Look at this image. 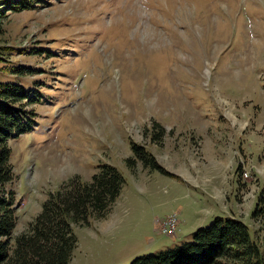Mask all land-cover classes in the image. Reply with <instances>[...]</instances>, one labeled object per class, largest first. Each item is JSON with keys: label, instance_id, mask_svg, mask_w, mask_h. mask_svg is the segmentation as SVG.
<instances>
[{"label": "rangeland", "instance_id": "rangeland-1", "mask_svg": "<svg viewBox=\"0 0 264 264\" xmlns=\"http://www.w3.org/2000/svg\"><path fill=\"white\" fill-rule=\"evenodd\" d=\"M0 31V81L41 93L32 129L8 141L14 233L64 179L106 162L125 183L106 215L73 226L68 264H127L217 214L248 223L264 252V213H252L264 195V0H45L10 10ZM132 143L169 174L130 169ZM172 211L178 229L164 234Z\"/></svg>", "mask_w": 264, "mask_h": 264}, {"label": "trees", "instance_id": "trees-1", "mask_svg": "<svg viewBox=\"0 0 264 264\" xmlns=\"http://www.w3.org/2000/svg\"><path fill=\"white\" fill-rule=\"evenodd\" d=\"M44 1L0 0V30L10 10L33 9ZM3 52L0 45V61L5 60ZM9 66L8 71L15 76L33 72L28 65ZM40 97V91L35 88L0 81V264H68L78 242L73 226L89 225L92 218L106 215L125 183L124 175L106 162L99 164L88 180L68 177L49 191L26 227L14 233L18 205L15 190L7 187L14 177L8 141L32 129L37 117L34 104ZM162 132L163 127L157 123L154 137L159 140ZM131 151L133 155L126 158L130 169L138 160L143 166L169 174L143 145L132 143ZM263 204L264 195L260 193L252 212L255 216L264 213ZM221 263L264 264V252L248 223L217 214L208 225L195 228L191 240L135 255L127 264Z\"/></svg>", "mask_w": 264, "mask_h": 264}, {"label": "built area", "instance_id": "built-area-1", "mask_svg": "<svg viewBox=\"0 0 264 264\" xmlns=\"http://www.w3.org/2000/svg\"><path fill=\"white\" fill-rule=\"evenodd\" d=\"M179 224V217L176 211L165 214L158 220V226L161 232L168 235L176 233Z\"/></svg>", "mask_w": 264, "mask_h": 264}, {"label": "crops", "instance_id": "crops-1", "mask_svg": "<svg viewBox=\"0 0 264 264\" xmlns=\"http://www.w3.org/2000/svg\"><path fill=\"white\" fill-rule=\"evenodd\" d=\"M183 177H185V176H183Z\"/></svg>", "mask_w": 264, "mask_h": 264}]
</instances>
